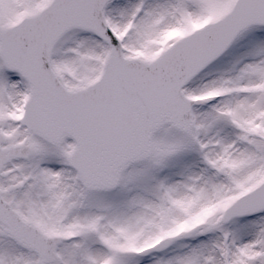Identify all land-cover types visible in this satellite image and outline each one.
<instances>
[{"label":"snow or ice","instance_id":"obj_1","mask_svg":"<svg viewBox=\"0 0 264 264\" xmlns=\"http://www.w3.org/2000/svg\"><path fill=\"white\" fill-rule=\"evenodd\" d=\"M0 264H264V0H0Z\"/></svg>","mask_w":264,"mask_h":264}]
</instances>
